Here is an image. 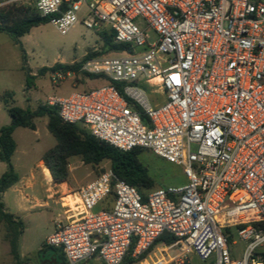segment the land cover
<instances>
[{
    "label": "built area",
    "instance_id": "built-area-1",
    "mask_svg": "<svg viewBox=\"0 0 264 264\" xmlns=\"http://www.w3.org/2000/svg\"><path fill=\"white\" fill-rule=\"evenodd\" d=\"M29 1L41 17L56 16L62 35L78 22L107 25L128 47L83 62L79 71L104 77L103 86L48 98L62 122L124 152L149 150L187 178L142 195L107 171L71 193L81 211L63 204L46 246L67 264H122L133 246L137 260L169 233L177 242L163 252H180L157 264H186L192 252L207 264H264V0ZM139 83L158 85L165 101L152 106L130 86ZM110 198L109 210H96Z\"/></svg>",
    "mask_w": 264,
    "mask_h": 264
},
{
    "label": "rangeland",
    "instance_id": "rangeland-1",
    "mask_svg": "<svg viewBox=\"0 0 264 264\" xmlns=\"http://www.w3.org/2000/svg\"><path fill=\"white\" fill-rule=\"evenodd\" d=\"M92 0H88L90 3ZM14 7L15 9H27L32 13L35 10L33 3L29 0H0V7ZM86 16V8L83 6L79 18ZM107 25H102L98 31L96 29H87L81 22L75 24L66 35L59 33L57 28L50 22L41 24L30 30L20 41L26 53L28 66L32 72L37 75L42 68L53 67L57 63L62 64H83L87 55L96 53L97 57H109L114 53H109L103 46L100 38L102 31H108ZM151 40L156 39L155 33L147 30ZM92 59V58H91ZM22 55L17 45L10 36L0 34V128L10 123L11 119L6 110L1 96L6 90L14 93V103L16 107L35 108L38 103L48 105L49 97H68L72 93H85L97 89L105 84L104 79H90L82 71L75 73L74 77H69L64 82L53 83L52 71H47L44 75L36 76L32 79V94L26 95L25 73L22 70ZM142 90L148 97L150 104L162 103L165 95L158 85H145L143 83L130 84ZM122 87L124 85L122 84ZM31 99L28 101V98ZM46 100V101H45ZM45 101V102H43ZM47 117L35 120L37 133L28 132L24 136H17L19 152L15 155L13 164L18 174L24 179L20 185L27 189L30 196H42V192L49 193L50 186L54 181L49 171L46 174L45 165L39 163V160L52 149L57 141L47 129ZM141 161L148 168L150 175L155 181V185L150 191L167 188L179 187L187 184V178L184 175L183 168L170 164L167 161L157 157L149 150H143L140 153ZM69 178L63 184V190L67 191L73 186L85 187L101 174L110 171V162L105 160L97 166L86 165L80 157H74L68 162ZM7 166L0 162V176L6 172ZM60 185V184H59ZM30 189H33L30 191ZM29 190V191H28ZM17 195L8 192L6 195V206L8 212L16 214L24 223L23 233L19 236L18 247L27 249L28 252H35L36 249L44 243L47 236L55 229L52 221L62 213L60 206H55L49 201V206L30 207L27 204V210L17 213ZM102 204V203H101ZM105 204V203H104ZM103 204V205H104ZM102 205V206H103ZM100 210V206L97 207ZM46 241V240H45ZM162 244L156 245L142 261L135 264H157L165 256L173 258L179 254V249L174 248L163 252ZM240 251L241 246L235 247ZM10 241L7 239V226L0 222V264H11L15 260L11 257ZM33 260V259H32ZM28 264H34V261ZM186 264H207L202 262L193 252L189 253L185 259Z\"/></svg>",
    "mask_w": 264,
    "mask_h": 264
},
{
    "label": "trees",
    "instance_id": "trees-1",
    "mask_svg": "<svg viewBox=\"0 0 264 264\" xmlns=\"http://www.w3.org/2000/svg\"><path fill=\"white\" fill-rule=\"evenodd\" d=\"M51 17H41L36 8L32 13L27 9L14 7H0V32L10 36L15 45L18 46L23 62V69L26 73V87L30 88L31 81L34 78L31 71L25 67L27 57L23 45L20 41L22 37L27 35L30 30L41 24L50 23ZM100 38L103 46L113 56L128 52V47L124 44L115 43L114 33L110 30L102 31ZM97 57L96 53L87 55L84 61ZM102 58V57H101ZM82 64H62L57 63L51 68H42L38 71L37 76L44 75L47 71H63L78 72ZM90 79H104L99 75H87ZM116 87L123 94L122 84H116ZM13 99V93H5L1 97V101L6 105L7 112L11 122L7 126L0 128V162L7 166L6 172L0 177V222H4L7 226V239L10 241V254L14 260L19 259L18 239L23 233L24 223L16 218L13 214L7 212L5 204L2 200L3 194L10 188L18 184L20 177L16 172L12 163V157L16 150V142L13 138L14 131L19 128L36 129L35 119L47 117V129L54 136L57 143L42 158L47 170L50 171L54 183L61 184L68 181L69 169L68 162L74 157H80L86 165L97 166L103 161L110 162V171L120 180L126 182L130 186L135 187L142 195H146L155 185V181L150 175L146 165L140 159L141 149L132 151H121L106 143L100 142L94 138L83 126L63 123L59 117L58 107L47 104H40L36 109H22L20 107L11 106L10 100ZM112 198L100 204V210H109L112 206ZM105 203V204H104ZM104 204V205H103ZM103 205V206H102ZM97 210V209H96ZM177 242V238L169 233L162 234L150 248V250L142 255L139 259L131 257L134 246L129 254L125 257L122 264H135L145 259L147 254L159 244L163 246H171ZM44 250L49 249L44 245ZM57 252V257L48 261H42V264H67L64 254L61 250L50 248Z\"/></svg>",
    "mask_w": 264,
    "mask_h": 264
},
{
    "label": "crops",
    "instance_id": "crops-1",
    "mask_svg": "<svg viewBox=\"0 0 264 264\" xmlns=\"http://www.w3.org/2000/svg\"><path fill=\"white\" fill-rule=\"evenodd\" d=\"M0 34H5V33H2L0 32ZM7 35V34H5ZM23 38V37H22ZM21 38V39H22ZM20 39V40H21ZM30 71H31V75L33 77H36L37 75H35L33 72H32V69L28 66V62L26 63V66ZM51 68V67H50ZM22 70L24 71L23 69V66H22ZM25 73V71H24ZM25 82H26V73H25ZM27 88V87H26ZM28 91L26 93V95L28 96H31V90H32V85L30 86V88H27ZM5 93H9L8 90L5 91ZM4 93V94H5ZM12 93V92H11ZM4 94L2 96H4ZM1 96V97H2ZM50 98V97H49ZM31 99L28 98V101ZM166 99V97H165ZM48 100V98H47ZM46 101V100H45ZM43 101V102H45ZM165 101V100H164ZM163 101V102H164ZM162 102V103H163ZM14 103V93H13V99L10 100V105L12 106ZM40 104H42V102L38 103V105L35 107V108H32V110L36 109ZM158 104H161V103H158ZM5 105V104H4ZM6 107V105H5ZM22 109H27L28 107H20ZM30 109V107H29ZM7 110V109H6ZM39 119V118H37ZM36 120V119H35ZM11 122V121H10ZM48 123V122H47ZM10 124V123H9ZM8 124V125H9ZM36 125V123H35ZM7 126V125H6ZM3 127V126H2ZM1 127V128H2ZM28 132H31V133H37V125H36V129L35 130H31V129H28V128H22V127H19L17 128L14 133H13V138L16 142V150H15V153L12 157V163H13V160H14V157L15 155L19 152V144H18V141H17V136H24L26 134H28ZM43 158V157H42ZM42 158L39 160V163H43L42 162ZM44 164V163H43ZM14 165V164H13ZM15 168V166H14ZM46 168V167H45ZM16 170V168H15ZM17 172V171H16ZM5 172H2L1 176L4 174ZM18 173V172H17ZM19 175V174H18ZM0 176V177H1ZM20 181L18 182V184H16L15 186H13L12 188H10L8 191H6L4 194H3V197H2V200L5 204V208L8 212V208L6 206V195L8 192H12L13 194H16L17 195V213H22V212H25L27 210V204H30L31 206L30 207H34V206H49V201L54 204L55 206H60L61 210H62V213L61 215L59 214L57 218H55L53 221H52V224L55 226V222L60 219L61 217H63V212H64V209L62 207V205L64 204L65 207L67 208V206L69 205L71 207V204L72 201L75 200V198L73 197V195H71L72 192H77L78 190L84 188V187H81V186H73L71 188H69L67 191H64L63 190V184H54L53 186H50L49 188V193H46V191H43L42 192V196L41 198L40 197H37V196H30L28 193H27V189H23L20 185L23 183L24 181V177L22 178L20 175ZM33 190V189H30V191ZM29 191V190H28ZM72 208V209H71ZM71 208H67L69 211L75 209L74 207H71ZM10 213V212H9ZM13 214V213H11ZM77 214V213H76ZM16 218L20 219L18 215L16 214H13ZM23 222V221H22ZM55 229L52 230V232L49 234L51 235L53 232H54ZM48 235V236H49ZM47 236V237H48ZM46 240V239H45ZM45 240H44V243L39 246L35 252L31 253V252H28L27 249H22V246L19 248L18 247V253H19V259L18 260H15V262L11 263V264H28L32 259V261H34V264H42V261H48L52 258H56L57 257V252H55L54 250L50 249H47V250H44V245L45 244ZM55 249V248H54ZM59 250V249H58ZM12 257V255H11ZM12 259L14 260V258L12 257ZM90 264H100L98 261H92L90 262Z\"/></svg>",
    "mask_w": 264,
    "mask_h": 264
},
{
    "label": "bare ground",
    "instance_id": "bare-ground-1",
    "mask_svg": "<svg viewBox=\"0 0 264 264\" xmlns=\"http://www.w3.org/2000/svg\"><path fill=\"white\" fill-rule=\"evenodd\" d=\"M46 174L49 175V171L46 169L45 170ZM73 197L75 198L74 201H72L73 204H71V207H74L75 209L71 210L75 213H79L81 211L80 207H79V198H78V195L77 194H74ZM69 205L67 206V208H71ZM72 209V208H71Z\"/></svg>",
    "mask_w": 264,
    "mask_h": 264
}]
</instances>
